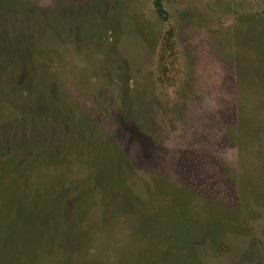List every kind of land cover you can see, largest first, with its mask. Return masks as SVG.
<instances>
[{"label": "rangeland", "instance_id": "1", "mask_svg": "<svg viewBox=\"0 0 264 264\" xmlns=\"http://www.w3.org/2000/svg\"><path fill=\"white\" fill-rule=\"evenodd\" d=\"M0 264H264V0H0Z\"/></svg>", "mask_w": 264, "mask_h": 264}, {"label": "trees", "instance_id": "2", "mask_svg": "<svg viewBox=\"0 0 264 264\" xmlns=\"http://www.w3.org/2000/svg\"><path fill=\"white\" fill-rule=\"evenodd\" d=\"M156 5L158 6V10H159V12H160L161 14H163L164 11L162 10V8H161V4H160L159 1H157Z\"/></svg>", "mask_w": 264, "mask_h": 264}]
</instances>
